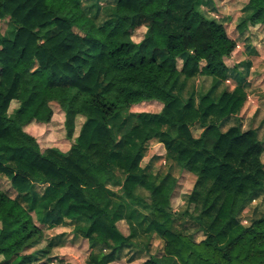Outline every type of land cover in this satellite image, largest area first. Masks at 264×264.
Masks as SVG:
<instances>
[{
  "label": "trees",
  "instance_id": "1",
  "mask_svg": "<svg viewBox=\"0 0 264 264\" xmlns=\"http://www.w3.org/2000/svg\"><path fill=\"white\" fill-rule=\"evenodd\" d=\"M82 3L0 0V21L13 25L0 34V174L19 195L0 189V264L31 263L23 251L44 227L67 221L83 223L77 233L112 254L129 246L108 184L121 187L120 199L164 242L163 253L143 264H264V216L249 226L240 220L264 190V142L238 124L222 130L242 114L250 89L246 79L223 87L236 70L227 61L238 48L225 24L204 15L201 0H117L102 23ZM246 14L239 31L264 28V0H249ZM142 27L145 36L135 43L132 34ZM203 77L212 81L209 91L184 99L185 86ZM13 102L19 106L10 113ZM146 102L162 109L141 115L135 130L165 127L146 140L158 139L167 161L195 177L184 214L203 232L200 242L175 229L178 178L169 172L151 180L141 167L148 141L137 148L134 132L114 136L111 120ZM52 104L65 116L72 142L65 152L42 149L25 130L50 124ZM195 126L202 129L197 138ZM140 187L149 199L135 195ZM111 253H100L96 264L112 263Z\"/></svg>",
  "mask_w": 264,
  "mask_h": 264
},
{
  "label": "rangeland",
  "instance_id": "2",
  "mask_svg": "<svg viewBox=\"0 0 264 264\" xmlns=\"http://www.w3.org/2000/svg\"><path fill=\"white\" fill-rule=\"evenodd\" d=\"M116 1L117 0H82V4L84 9L88 10L90 17L98 15V22L102 23L107 15L112 12ZM248 3L249 0H201L199 5L200 11L208 18L224 23L229 36L232 39H239L238 43L242 49H245L243 52L248 55L249 59L246 60L247 62L243 65L242 68L244 69L240 68L241 64L235 66L239 73V77H242V74L247 75V77L250 75L253 76L264 69V61H262L264 30L259 26H257V29L247 32L239 31L236 28V25L247 16L246 9ZM12 31L13 25L11 22L0 21V34L2 36L9 35ZM146 31L144 27L134 31L132 34L133 41L135 43H140ZM258 46L260 48H257ZM254 59H258V61ZM228 63L231 68L234 66V59ZM238 79L239 78H237L235 82L230 78L231 82L227 84V87L233 88L234 83L236 84ZM210 85V79L206 80L200 78L192 80L185 86V90H182L181 95L184 99H187L191 93L198 96L199 94L209 91ZM258 96L260 95L251 97L257 98ZM18 106L19 104L17 102H13L10 113ZM52 108L54 110V117L50 124L31 123L25 127V130L36 137L42 149L57 148L65 152L70 148L72 143L66 137L65 116L57 104H52ZM161 109L162 105L158 102H146L133 106L130 111L123 116L114 117L110 125L113 129L115 138L120 140L125 135L134 132V138L138 148L141 142L148 141L146 138L149 131L157 133L166 129L165 127L158 128L156 125H146V127H143L140 131H136V126L143 122L140 116L148 113H159ZM263 116L257 120L258 123L263 121ZM239 121L240 120L234 121L233 118L230 120L229 126ZM83 122V117L77 119L76 135H78ZM192 132L197 138L201 135L202 129L200 126H195L192 128ZM141 167L146 171L151 180H155V178L169 172H172V174L178 178V187L171 202V208L176 216L175 229L185 235L191 236L196 242L202 241L204 239L203 232L184 214L188 209L187 196L193 189L195 177L181 171L176 164L167 161L165 149L158 142V139H149V141L146 142ZM116 178L121 182L124 181L123 172L116 170ZM0 189L12 198L19 197L17 192L12 188L10 180L1 174ZM36 189L37 193L41 196L44 189L40 186H37ZM108 189L114 193L110 195L113 206L114 204H120L115 223L122 234L128 237L130 242L129 246L112 254L109 248H102L99 245L93 246L89 240L77 233V231L84 226L83 223L67 221L65 226H46L43 228V237L33 245L27 247L22 253V255H29L32 257V262L28 264H58L64 261L70 262L71 264H96V258L100 253H111L110 255L113 257H111L113 262L110 264H143L150 256L161 255L164 248L163 240L157 234L150 233L147 230V225L144 223V220L138 215L136 210L132 211V207L128 205V202L120 199L122 194L121 187L108 184ZM39 194L37 195L38 198H40ZM135 195L141 199H149L150 197L149 191L143 187L138 188ZM29 203L31 204V201ZM258 203H260L257 204L258 207L253 206L251 208V206H249L242 212L240 219L244 226H249L254 220L264 216V201ZM1 260L2 258H0V261Z\"/></svg>",
  "mask_w": 264,
  "mask_h": 264
},
{
  "label": "crops",
  "instance_id": "3",
  "mask_svg": "<svg viewBox=\"0 0 264 264\" xmlns=\"http://www.w3.org/2000/svg\"><path fill=\"white\" fill-rule=\"evenodd\" d=\"M257 28H258L257 26H250L245 31L247 32L249 30L250 31L255 30ZM260 28L262 30H264V28H262V27H260ZM234 40L237 42L238 48H237L236 52L234 53V56L227 61V64H229L228 62H230L234 59V66H232V67L235 68V66L237 64H241L240 68H242L243 65L247 62L246 60L249 59V57H248V55H246V53L243 52V51H245V49H242V47L238 43L239 39L234 38ZM257 48H260V47L258 46ZM260 54H261V52H260ZM263 56H264V50H263V55H262V61H264ZM254 60L258 61V59H254ZM235 69L236 70H234L230 73V78H232L235 82H236L237 78H239V79H238L236 84L234 83V87L232 89H234L235 86L243 79H246L250 83V89L248 90V98H247V102H246V105H245V108H244L242 114L240 116H235V117L230 118V120H232L234 118V121L240 120L239 122H236L232 126H235L238 123V125L241 126L243 131H248V130L253 129L257 132L259 139L262 142H264V122H263L264 119L260 123H258V121H257L261 116L264 115V69L261 72H259L258 74H255L253 76L250 75L248 77H247V75H244V74H242V77H239V73L237 72V68H235ZM242 69H244V68H242ZM201 79L207 80L210 78L203 77ZM230 82L231 81L229 79L226 84H230ZM253 83H254V85H253ZM211 84H212V81H211ZM226 84H224L223 87H226L227 86ZM210 88H211V85H210ZM256 95H260V96H258L257 98L251 97V96H256ZM262 113H263V115H262ZM263 118H264V116H263ZM230 120H228L227 123L223 126V129H222L223 131H226L228 128L231 127V126H229ZM262 161L264 163V152L262 155ZM263 201H264V190L261 192L260 196L258 198H256L254 201H252L251 203H249L244 210H246L249 206H251V208L253 206L258 207L257 204H260L258 202H263ZM240 218H241V215H240Z\"/></svg>",
  "mask_w": 264,
  "mask_h": 264
}]
</instances>
